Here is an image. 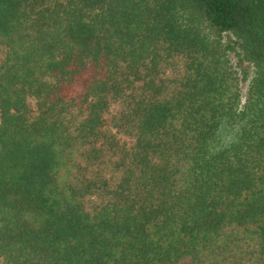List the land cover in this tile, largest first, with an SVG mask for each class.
Returning a JSON list of instances; mask_svg holds the SVG:
<instances>
[{"label": "trees", "instance_id": "trees-1", "mask_svg": "<svg viewBox=\"0 0 264 264\" xmlns=\"http://www.w3.org/2000/svg\"><path fill=\"white\" fill-rule=\"evenodd\" d=\"M0 264H264V0H0Z\"/></svg>", "mask_w": 264, "mask_h": 264}, {"label": "rangeland", "instance_id": "rangeland-1", "mask_svg": "<svg viewBox=\"0 0 264 264\" xmlns=\"http://www.w3.org/2000/svg\"><path fill=\"white\" fill-rule=\"evenodd\" d=\"M35 106L34 103L31 102V107L33 108ZM122 106L120 104H115L113 105L112 109H111V112H110V115L107 116V120H108V125L107 127L104 129V130H110L113 134H115V130L113 129V126H114V117L117 116V114H119L120 110H121ZM118 137L119 141H120V144H124V142L128 143V145L132 146L133 145V141L132 140H128L126 138H123L122 136H116ZM109 159V158H108ZM114 162L117 161V159H112ZM116 176L119 177V173L118 172H114V171H109L107 174H106V178L109 179V177L111 179L115 178ZM91 201L94 203V202H97L98 199L97 198H94V199H91ZM92 202H89L88 203V206L91 207L93 206L94 204Z\"/></svg>", "mask_w": 264, "mask_h": 264}]
</instances>
